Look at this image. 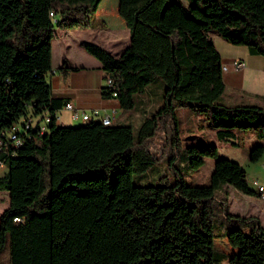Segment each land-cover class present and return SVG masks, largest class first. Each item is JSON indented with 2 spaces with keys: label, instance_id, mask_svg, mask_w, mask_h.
<instances>
[{
  "label": "trees",
  "instance_id": "obj_1",
  "mask_svg": "<svg viewBox=\"0 0 264 264\" xmlns=\"http://www.w3.org/2000/svg\"><path fill=\"white\" fill-rule=\"evenodd\" d=\"M101 1L0 0V163L6 166L0 191L9 196L0 213V264H220L229 255L215 247V237L239 241L233 263L264 264L260 217L229 205L231 187L263 194L250 186L241 163L223 156L208 183H187L179 161L198 168L218 146L180 148L176 112L202 113L217 139L234 145L240 144L235 128L250 130L258 141L248 158L262 156L264 105L223 102L221 54L210 31L264 55V0H179L171 23L162 16L176 0L128 6L129 42L119 55L91 41L82 45L114 80L102 85L103 95L117 91L124 112L156 76L163 81L162 103L154 111L144 107L136 130L129 121L58 124L61 100L51 95L47 78L52 40L59 28L91 25ZM30 118L36 121L26 127ZM162 155L173 182H134L135 172Z\"/></svg>",
  "mask_w": 264,
  "mask_h": 264
},
{
  "label": "crops",
  "instance_id": "obj_2",
  "mask_svg": "<svg viewBox=\"0 0 264 264\" xmlns=\"http://www.w3.org/2000/svg\"><path fill=\"white\" fill-rule=\"evenodd\" d=\"M103 2L104 0L101 1L96 14L100 13ZM169 7H171L170 10ZM169 7L165 11L166 15L175 18L178 15V9ZM127 8L128 6L125 5L118 6L107 11V14L116 12L126 14ZM196 14L203 20L207 19L205 15ZM210 35L220 51L222 65L227 66L226 69H222V77L226 84L223 102L232 105L242 103L255 106L264 105V55L251 53L246 45L232 44L214 31H210ZM83 41L98 43L111 54L119 55L129 42V30L114 32L108 25L94 26L92 24L57 30L52 40V68L47 78L51 85V95L61 100V105L57 109L58 124L76 125L85 122L81 117L73 116V112L65 107L66 102H72L79 113L89 112L94 108H99L102 113L112 112L115 109L113 122L128 121L129 112L122 110L119 99L103 95L102 85L105 71L101 61L82 45ZM235 59L243 61V67H234L233 60ZM258 160H261L264 169V152ZM5 171L4 164L0 166V175ZM261 178L264 180V176ZM253 188L257 189L255 185ZM258 198L248 197L246 203L239 198L240 200H237L239 208L235 209L234 213L255 214L249 213L251 206L264 213V192L263 196ZM8 203V193L0 191V213ZM261 223L264 226V222ZM1 258L7 261L9 254Z\"/></svg>",
  "mask_w": 264,
  "mask_h": 264
},
{
  "label": "rangeland",
  "instance_id": "obj_3",
  "mask_svg": "<svg viewBox=\"0 0 264 264\" xmlns=\"http://www.w3.org/2000/svg\"><path fill=\"white\" fill-rule=\"evenodd\" d=\"M144 0H104L101 5V11L99 14H95L92 18V25H108L114 32H122L128 28L125 25V13L116 12L115 14H107V11L115 9L118 6H131L137 5ZM172 0H170V3ZM170 6L179 8V0L174 1ZM176 4V5H175ZM171 7H169L170 10ZM178 12V13H179ZM202 14V13H201ZM162 19L166 23H171L173 18L168 17L166 13H163ZM82 27V26H79ZM163 81L159 76H156L152 79L143 90L136 91L134 93L135 98V107L130 110L128 121L133 124L134 129L138 127L144 113L142 110L144 107H151V110L154 111L161 101H163ZM178 117V126H179V135L181 146L189 143H202L207 141H214L218 146V154L216 156H207L205 157L204 163L195 169H189L186 167L185 162L179 161L178 167L182 173L185 181L192 184H204L210 181V175L214 167V163L217 157H228L234 159L241 163L247 172V178L250 180L251 186L254 187L253 180L258 177L261 183H264L261 176H264V169L261 164V160L251 161L248 158V153L250 148L257 143L250 132V130H245L243 128H235V132L238 133V136L233 140L239 141V145H234L230 141H220L217 139L216 131L213 127L209 126L208 120L202 113H197L189 107H179L177 109ZM264 142V140H263ZM168 174V178L167 175ZM175 175L172 173L168 164V156L162 155L152 164H150L145 170L134 173V182L139 184L146 183H160L173 182ZM256 186V185H255ZM254 197L257 199L258 196H251L242 194L235 188L231 187L229 194V204L230 210L235 212L239 208V203L237 200L241 198L246 203V198ZM240 200V199H239ZM249 213H255L260 217L261 222H264V213L259 209H255L254 206H251ZM214 245L217 249L227 252L229 258L220 262V264H235L233 263L234 255L239 249V241L230 240L229 237H215ZM9 253V245L6 243L5 248L1 252V256L5 257Z\"/></svg>",
  "mask_w": 264,
  "mask_h": 264
},
{
  "label": "built area",
  "instance_id": "obj_4",
  "mask_svg": "<svg viewBox=\"0 0 264 264\" xmlns=\"http://www.w3.org/2000/svg\"><path fill=\"white\" fill-rule=\"evenodd\" d=\"M233 65L236 68H241L243 67L244 63L243 61H241L240 59H235L233 60ZM227 66L226 65H222V69H226ZM104 85L108 86V87H112L114 85V80L111 76H107L104 77ZM113 96H117V91H113L112 92ZM65 107L70 109L73 112V116L74 117H81V119L83 121H90V120H100L103 124H110L113 122L114 118H115V113L116 110L113 109L112 112H108V113H102L101 110L99 108H94L91 111H87V112H82L79 113L78 110L75 108L74 104L72 102H66L65 103ZM59 118V114L57 113V119ZM49 116L46 115L45 119H44V123L41 125L42 128H45V123L47 121H49ZM36 120L33 118H30L27 122H26V127H29L30 124H34ZM17 129V126L14 125L12 127V132H11V138H14L16 140V143L18 144L20 142V139L17 138V134L15 132V130ZM18 131V130H17ZM1 166V163H0ZM254 184L256 185L257 190L263 194L264 192V183H261L259 181L258 178H255L253 180Z\"/></svg>",
  "mask_w": 264,
  "mask_h": 264
}]
</instances>
